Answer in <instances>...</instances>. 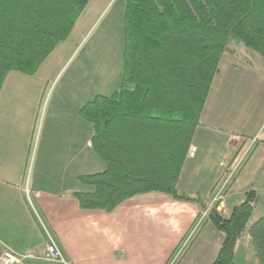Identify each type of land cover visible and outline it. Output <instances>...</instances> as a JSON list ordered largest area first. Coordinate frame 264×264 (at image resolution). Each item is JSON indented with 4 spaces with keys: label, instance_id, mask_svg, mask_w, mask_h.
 Here are the masks:
<instances>
[{
    "label": "trees",
    "instance_id": "1",
    "mask_svg": "<svg viewBox=\"0 0 264 264\" xmlns=\"http://www.w3.org/2000/svg\"><path fill=\"white\" fill-rule=\"evenodd\" d=\"M90 1L0 0V90L11 72L35 74ZM124 2L122 88L78 111L92 127L91 150L104 165L100 173L77 177L84 190L72 196L85 211L111 213L148 193L196 201L177 184L221 59L233 42L264 59V0ZM257 200L249 191L228 217L209 212L203 224L223 234L211 264H235L236 242ZM248 237L255 264H264V217Z\"/></svg>",
    "mask_w": 264,
    "mask_h": 264
},
{
    "label": "crops",
    "instance_id": "2",
    "mask_svg": "<svg viewBox=\"0 0 264 264\" xmlns=\"http://www.w3.org/2000/svg\"><path fill=\"white\" fill-rule=\"evenodd\" d=\"M223 59L177 184L179 193L196 201L148 193L124 201L111 213L82 210L72 196L84 190L77 177L104 170L91 150L92 127L78 114L83 105L102 94L78 90L74 72L51 94L49 80L59 73L55 76L49 67L47 83L43 74L9 73L0 90V254L8 248L41 257L47 233L70 264H172L204 222H200L201 213L211 200L221 166L233 155L232 139L258 136L257 143L264 144L260 124L251 131L243 124L233 131L228 119H208L215 85L221 82V93H229L227 87L236 75L231 70H250L243 61L224 63L222 68ZM237 99L236 93L221 96L226 106ZM263 147L259 155L252 153L228 190L225 217L247 192L258 196L248 182L264 169ZM251 159L255 168L248 174ZM32 264L48 263L36 259Z\"/></svg>",
    "mask_w": 264,
    "mask_h": 264
},
{
    "label": "rangeland",
    "instance_id": "3",
    "mask_svg": "<svg viewBox=\"0 0 264 264\" xmlns=\"http://www.w3.org/2000/svg\"><path fill=\"white\" fill-rule=\"evenodd\" d=\"M124 9V0H91L80 14L70 35L54 49L49 55V60L42 63L40 73L33 76L39 77L43 74L47 78L44 79L47 83L48 67L55 76L59 73L55 79L49 80L51 83L48 86L50 94L56 90V87L64 84L65 79L70 77L73 72L77 79L74 84L78 90L81 88L83 90L91 89L93 93L108 95L121 89ZM229 50L230 52L224 55L225 59L223 60L225 61L221 64L222 68H224V63L230 66L243 61L250 67V70L239 67L237 72V69L229 68L233 69L231 73L236 75L233 78L234 83L227 87V91L230 94L236 93L238 99L227 103L229 106L223 105L221 96H228L229 93L222 94L221 82L218 83L219 85L216 84L214 96L212 94V98L210 97L209 106L212 115L208 119L215 121L220 118L228 119L230 126H227L234 129L233 131H237L236 129L242 124L247 126L246 131H251L260 124L262 128L259 133L263 135L264 59L238 42H233ZM129 87L131 86H127V88ZM174 115L178 116V114ZM243 115L244 117H241ZM151 116L160 117L161 111L151 110ZM262 146L264 144L257 143L247 160L252 157V153H254V157L259 155L257 152L262 150ZM253 160L250 161L252 167L248 166V174L252 173L255 168ZM246 162L236 176L241 173L243 168L247 167L245 166ZM257 168L258 165L256 170ZM218 176L220 177V175ZM235 180L236 177L231 185ZM237 183L236 181L232 189L237 187ZM248 183L257 189L258 200L244 231L236 242L235 264H255L256 262L249 242L248 231L255 221L264 217V169L260 170L255 178ZM227 207L231 208L232 206L228 204ZM200 226L191 243H186L181 251L174 256L172 264H211L215 260L223 240V234L209 225Z\"/></svg>",
    "mask_w": 264,
    "mask_h": 264
},
{
    "label": "built area",
    "instance_id": "4",
    "mask_svg": "<svg viewBox=\"0 0 264 264\" xmlns=\"http://www.w3.org/2000/svg\"><path fill=\"white\" fill-rule=\"evenodd\" d=\"M258 142V136L252 139H240L233 138V155L230 160L221 166L222 171L219 173L220 177L217 179L212 197L209 204L201 213L200 222L205 220L211 210H215L219 214H225V200L227 192L231 183L240 171L241 167L246 162L249 154ZM192 150L191 154H193ZM199 222V223H200ZM198 223V224H199ZM47 242L45 244L44 254L41 257H36L33 253L27 252L24 254H18L5 248L0 254V264H32L33 260L39 259L47 263L52 264H70L62 255L57 244L53 238L46 233Z\"/></svg>",
    "mask_w": 264,
    "mask_h": 264
},
{
    "label": "water",
    "instance_id": "5",
    "mask_svg": "<svg viewBox=\"0 0 264 264\" xmlns=\"http://www.w3.org/2000/svg\"><path fill=\"white\" fill-rule=\"evenodd\" d=\"M230 52V50H228Z\"/></svg>",
    "mask_w": 264,
    "mask_h": 264
}]
</instances>
